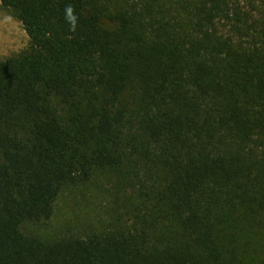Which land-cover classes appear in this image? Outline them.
<instances>
[{
  "label": "trees",
  "instance_id": "16d2710c",
  "mask_svg": "<svg viewBox=\"0 0 264 264\" xmlns=\"http://www.w3.org/2000/svg\"><path fill=\"white\" fill-rule=\"evenodd\" d=\"M0 2V264H264V0ZM104 172L132 222L38 232Z\"/></svg>",
  "mask_w": 264,
  "mask_h": 264
},
{
  "label": "rangeland",
  "instance_id": "374dc122",
  "mask_svg": "<svg viewBox=\"0 0 264 264\" xmlns=\"http://www.w3.org/2000/svg\"><path fill=\"white\" fill-rule=\"evenodd\" d=\"M29 44L22 22L0 2V59L22 52ZM121 182L117 172H104L83 187L65 189L53 217L34 226L44 237H56L64 230H106L132 222L128 213L132 205H123L124 194L129 196L132 192ZM119 217L122 220L113 225Z\"/></svg>",
  "mask_w": 264,
  "mask_h": 264
}]
</instances>
